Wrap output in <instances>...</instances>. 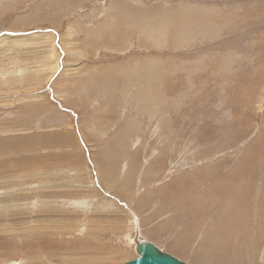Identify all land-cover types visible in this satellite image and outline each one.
I'll list each match as a JSON object with an SVG mask.
<instances>
[{
  "label": "rangeland",
  "instance_id": "obj_1",
  "mask_svg": "<svg viewBox=\"0 0 264 264\" xmlns=\"http://www.w3.org/2000/svg\"><path fill=\"white\" fill-rule=\"evenodd\" d=\"M135 230L264 264V0H0V264H123Z\"/></svg>",
  "mask_w": 264,
  "mask_h": 264
},
{
  "label": "water",
  "instance_id": "obj_2",
  "mask_svg": "<svg viewBox=\"0 0 264 264\" xmlns=\"http://www.w3.org/2000/svg\"><path fill=\"white\" fill-rule=\"evenodd\" d=\"M136 234L137 231L135 230L133 242L137 256L123 264H188L187 262L159 249L152 242L146 240L138 241Z\"/></svg>",
  "mask_w": 264,
  "mask_h": 264
},
{
  "label": "bare ground",
  "instance_id": "obj_3",
  "mask_svg": "<svg viewBox=\"0 0 264 264\" xmlns=\"http://www.w3.org/2000/svg\"><path fill=\"white\" fill-rule=\"evenodd\" d=\"M138 93H139V92H138ZM210 199H211V198H210ZM211 200L213 201V199H211ZM207 201H208V200H207ZM194 203H198V204L204 205L203 203L196 202V201H195ZM212 204H213V203H212ZM210 209H211V208H210ZM191 211H192V210H191ZM193 213H198V211H193ZM228 215H230V213L227 214L226 216H228ZM177 217H178V216H177ZM225 219H226V218H225ZM225 219H224V220H225ZM136 223H137V222H136ZM223 225H225V224L221 222V224H220L219 226L222 227ZM40 234H41V233H40ZM138 241H143V240H138ZM146 241H147V240H146ZM148 242H150V241H148ZM153 244H154V243H153ZM154 245H155V244H154ZM158 248H159V247H158ZM159 249H160V248H159ZM171 255H172V254H171ZM201 255H203V254H201ZM203 256L205 257V255H203ZM203 259H204V258H203ZM126 262H127V261H126Z\"/></svg>",
  "mask_w": 264,
  "mask_h": 264
},
{
  "label": "crops",
  "instance_id": "obj_4",
  "mask_svg": "<svg viewBox=\"0 0 264 264\" xmlns=\"http://www.w3.org/2000/svg\"><path fill=\"white\" fill-rule=\"evenodd\" d=\"M122 130H124V128H119L118 131H122ZM115 136H116V137H119V138H117V140L123 137V136H121V135H120V136H119V135H115Z\"/></svg>",
  "mask_w": 264,
  "mask_h": 264
}]
</instances>
